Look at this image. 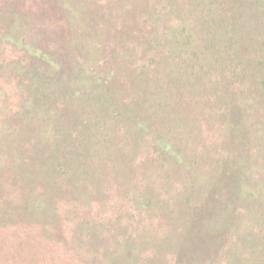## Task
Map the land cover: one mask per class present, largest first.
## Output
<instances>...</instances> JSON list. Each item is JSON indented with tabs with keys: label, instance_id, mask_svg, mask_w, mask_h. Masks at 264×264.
<instances>
[{
	"label": "trees",
	"instance_id": "1",
	"mask_svg": "<svg viewBox=\"0 0 264 264\" xmlns=\"http://www.w3.org/2000/svg\"><path fill=\"white\" fill-rule=\"evenodd\" d=\"M36 1L0 0L1 27L25 38L0 30V41L22 51L20 80L45 109L34 128L17 123L0 140V224L14 211L82 223L88 197L113 182L141 206L162 196L138 187L137 167L125 174L134 160L110 147L116 133L165 161L164 214L188 219L173 241L180 257L264 264V0H44L65 35L38 28L34 42L20 4ZM9 103L16 118L30 106ZM140 232L118 243L126 251L112 264L149 263Z\"/></svg>",
	"mask_w": 264,
	"mask_h": 264
},
{
	"label": "rangeland",
	"instance_id": "2",
	"mask_svg": "<svg viewBox=\"0 0 264 264\" xmlns=\"http://www.w3.org/2000/svg\"><path fill=\"white\" fill-rule=\"evenodd\" d=\"M20 6L31 11L33 24L30 27L35 28V30L28 29L26 26L24 28L30 39L37 36L34 33L41 35L38 28L41 29L43 35L45 34L43 30L46 33L51 32L54 37H58V33L64 34V30H66L64 16L62 17L61 12L52 8L50 3H44V0H40L33 4L22 3ZM53 7L55 6L53 5ZM1 21L5 22L3 17L0 18ZM17 26L19 28L24 27L21 24L14 25V27ZM0 30L4 36L9 34L13 41L21 42L25 39L23 36L19 39L14 35L12 36L16 32L7 29L6 24L2 27L0 25ZM55 31L56 34H54ZM39 38L36 37L32 40L35 42ZM18 47L22 49L21 46ZM21 52L10 42L3 43L2 41L0 43L1 142L6 136L7 129L13 131V129L18 128L17 123L31 125L34 128V118L41 114V117L45 116L44 107L33 100L30 89L20 80V72L24 69L27 70L25 64L22 63ZM16 98L30 104L24 113H21V118L12 117V112L14 113L17 108L15 109L9 101H14ZM36 123L46 125L48 121L39 119ZM112 141H115L113 146H120V151L123 150L129 154L132 162L134 160L129 165L130 168L125 169V174L131 172V167H137L135 175L138 179V187L140 189H154L155 187V190L162 196H158L159 199L152 198L151 204L141 200L145 203L141 206L138 202L134 203L133 196H131L134 195L132 191L135 189L133 187L126 186L125 190H122L121 186L118 187L113 182L112 185H106L107 187L103 188L102 195L93 193V197H88L91 209L90 217L83 219L82 223L80 219H75V223L71 222L69 225L61 217L56 222V218L52 216H45L47 221L32 219L33 217L26 221L22 216L14 214V211L10 214L11 222L6 223L5 226L0 224V264H112V257L116 254H124L121 253L124 248L118 243L140 231H143L140 234L146 233L144 239L147 240L144 244L148 248L145 250L148 264H206L203 258L197 259V252L194 253L195 255L192 253L193 260L187 262L186 259L184 260L179 256L178 250L175 248L173 241L176 237L180 240L182 237L180 235L182 233L181 228L186 226L188 219L176 215L179 219L174 216L172 220L164 214L166 206L161 201L165 200L166 196H164V190L160 189V185L166 184L165 181L169 172L166 169L165 161L161 158L151 160L145 145H137L134 141L127 139L121 140V137L117 136L116 133L112 134L110 147H113ZM22 144L23 139L19 140L13 149V153L19 159L24 154ZM130 145L132 147H128ZM76 195L78 196V194ZM135 212L136 214H134ZM56 223L58 225L55 227ZM75 224L82 230L81 238L77 235L78 231L73 228ZM93 227L101 229V231L92 233ZM152 236L159 243L163 242L162 247L149 244L148 238L150 239ZM106 246L107 248H105ZM208 258L209 256H206L204 259ZM117 261L116 264H120Z\"/></svg>",
	"mask_w": 264,
	"mask_h": 264
}]
</instances>
